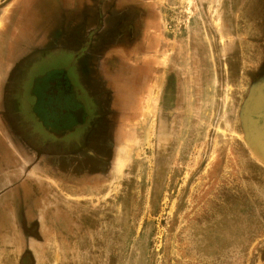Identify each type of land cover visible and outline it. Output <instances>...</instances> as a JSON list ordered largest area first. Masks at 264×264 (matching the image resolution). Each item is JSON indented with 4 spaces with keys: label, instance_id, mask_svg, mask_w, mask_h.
I'll return each instance as SVG.
<instances>
[{
    "label": "rangeland",
    "instance_id": "rangeland-1",
    "mask_svg": "<svg viewBox=\"0 0 264 264\" xmlns=\"http://www.w3.org/2000/svg\"><path fill=\"white\" fill-rule=\"evenodd\" d=\"M156 3L161 41L133 81L148 89L94 186L62 178L83 169L63 156L77 141L40 119L28 88L75 53L55 40L66 28L29 42L0 102V264H264V0Z\"/></svg>",
    "mask_w": 264,
    "mask_h": 264
},
{
    "label": "crops",
    "instance_id": "crops-1",
    "mask_svg": "<svg viewBox=\"0 0 264 264\" xmlns=\"http://www.w3.org/2000/svg\"><path fill=\"white\" fill-rule=\"evenodd\" d=\"M156 1L9 0L0 13V102L5 84L24 57V51L30 49L27 48L29 42L51 43L54 39L52 29L63 24L67 35L55 40L61 44L69 41L75 53L69 55L68 52L64 64L32 77L28 88L37 100L34 110L40 119L49 121L48 126L55 123L65 138L76 139V153L69 150L63 156L75 164L80 163L83 152L79 142L86 137L85 133L91 142L98 140L103 129L109 134L111 123L132 120L134 109L143 103V88L133 81L134 76L141 77L138 65L147 60L153 43L158 45L161 41L163 22ZM82 21L88 22L85 31ZM68 55L71 62L67 61ZM74 60H77V67L71 65ZM137 61V66H133ZM52 93L56 98L53 103L59 104L48 110L45 96ZM1 124L0 115V135L4 138ZM102 125L105 128H101ZM93 147L90 152L94 156ZM90 165L89 171H95L94 164L90 162ZM81 172L74 175L67 169L61 176L66 181L78 182L83 180ZM12 219L20 237V221L15 215ZM5 245V240H0V250L4 251Z\"/></svg>",
    "mask_w": 264,
    "mask_h": 264
},
{
    "label": "flooded vegetation",
    "instance_id": "flooded-vegetation-1",
    "mask_svg": "<svg viewBox=\"0 0 264 264\" xmlns=\"http://www.w3.org/2000/svg\"><path fill=\"white\" fill-rule=\"evenodd\" d=\"M138 61L137 62H133V66H137ZM138 68H140V75L143 74H147L149 72V68H148V60L142 61L139 65ZM173 76V75H172ZM170 81V80H169ZM144 83L138 84L139 86L141 85V87L143 88V96L145 95V91H147V85H143ZM135 85V84H134ZM137 87V86H135ZM135 87L134 90H135ZM145 87V88H144ZM171 88L169 87V92L167 94V96H163V105L165 106L166 104H168L169 102H171V97L172 95L171 93ZM175 89V88H174ZM135 97V94H134ZM261 97V102L259 104L258 101V105H257V110L259 112V118H258V123L255 125V127L257 128L255 130L254 135L255 136H259L261 134H264V90L258 93V97L257 99L259 100V98ZM134 115H135V109H134ZM128 123V122H127ZM127 123H111L109 125V134L106 133V131L103 129L102 132H100L98 134V140H93V142H91L89 139L87 138L88 133H85V138L83 140H81L79 142L80 148H82V155H80L81 157V161L79 163V166L81 165L83 167L82 172L79 173L80 176H82L81 174H91L92 176L90 177V179H85L82 181H87L86 183H89L94 186V182H99L101 181V175H104L105 171L108 172V170L110 169V164L111 161L116 156V150L113 148V145L110 143L111 139H122L124 136V133H128L129 131L127 130L128 127H125ZM125 125V126H124ZM166 123H162V127L163 129L165 128ZM101 128H105V125H102ZM255 129V128H254ZM92 145L93 147V152H94V156L91 155L92 152ZM91 151V152H90ZM87 153V154H86ZM93 156V157H92ZM112 157V158H111ZM92 159L94 160V163L92 162ZM90 162L92 164H94V168L95 171H89L91 170V165ZM103 164H106L105 166Z\"/></svg>",
    "mask_w": 264,
    "mask_h": 264
}]
</instances>
